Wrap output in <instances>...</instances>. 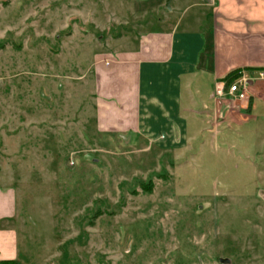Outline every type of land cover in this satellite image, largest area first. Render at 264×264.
<instances>
[{
    "label": "rangeland",
    "instance_id": "1",
    "mask_svg": "<svg viewBox=\"0 0 264 264\" xmlns=\"http://www.w3.org/2000/svg\"><path fill=\"white\" fill-rule=\"evenodd\" d=\"M167 1L0 0V187L17 196L7 223L24 261L264 264V101L248 114L264 79L223 98L244 122L187 149L95 131V54L131 50L203 0Z\"/></svg>",
    "mask_w": 264,
    "mask_h": 264
},
{
    "label": "crops",
    "instance_id": "2",
    "mask_svg": "<svg viewBox=\"0 0 264 264\" xmlns=\"http://www.w3.org/2000/svg\"><path fill=\"white\" fill-rule=\"evenodd\" d=\"M191 8H198L196 15H183L164 30L148 33L131 50L95 54L97 134H122L143 141L145 149L158 145L175 151L200 143L207 132L225 135L233 123L246 120L247 103L237 114L218 90L235 69L264 70V0H203ZM259 83L263 94L251 99L249 115L255 99L264 101V81ZM41 120L35 128L44 140L50 127ZM215 120L221 130L211 127ZM15 217L17 196L0 187V264H30L22 259L16 230L7 223Z\"/></svg>",
    "mask_w": 264,
    "mask_h": 264
},
{
    "label": "built area",
    "instance_id": "3",
    "mask_svg": "<svg viewBox=\"0 0 264 264\" xmlns=\"http://www.w3.org/2000/svg\"><path fill=\"white\" fill-rule=\"evenodd\" d=\"M264 79V70L258 71V75L242 71L240 77L234 80L229 85L224 82L218 90L220 98H232L235 101H243L248 99L249 88L257 82V80ZM73 163V162H71Z\"/></svg>",
    "mask_w": 264,
    "mask_h": 264
},
{
    "label": "trees",
    "instance_id": "4",
    "mask_svg": "<svg viewBox=\"0 0 264 264\" xmlns=\"http://www.w3.org/2000/svg\"><path fill=\"white\" fill-rule=\"evenodd\" d=\"M254 71L255 69L252 68H247V71ZM242 69H235L231 72H229L225 77H224V81L226 82L227 85H229L230 83H232L234 80H236L238 77L241 76L242 74Z\"/></svg>",
    "mask_w": 264,
    "mask_h": 264
},
{
    "label": "water",
    "instance_id": "5",
    "mask_svg": "<svg viewBox=\"0 0 264 264\" xmlns=\"http://www.w3.org/2000/svg\"><path fill=\"white\" fill-rule=\"evenodd\" d=\"M170 2L171 0H168L167 3H166V6L170 9ZM223 262H226L225 260H223Z\"/></svg>",
    "mask_w": 264,
    "mask_h": 264
}]
</instances>
